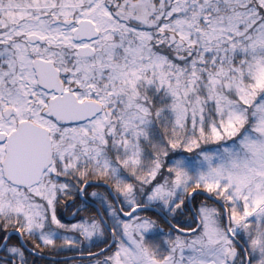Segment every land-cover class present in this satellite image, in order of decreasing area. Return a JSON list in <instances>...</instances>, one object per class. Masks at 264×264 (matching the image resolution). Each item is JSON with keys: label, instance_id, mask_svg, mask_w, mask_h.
<instances>
[{"label": "snow or ice", "instance_id": "1", "mask_svg": "<svg viewBox=\"0 0 264 264\" xmlns=\"http://www.w3.org/2000/svg\"><path fill=\"white\" fill-rule=\"evenodd\" d=\"M0 264H264V0H0Z\"/></svg>", "mask_w": 264, "mask_h": 264}]
</instances>
